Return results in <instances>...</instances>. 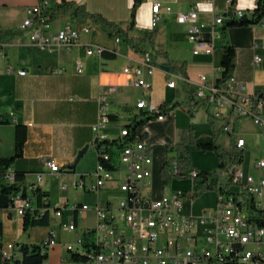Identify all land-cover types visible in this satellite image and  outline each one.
<instances>
[{"label": "crops", "instance_id": "obj_1", "mask_svg": "<svg viewBox=\"0 0 264 264\" xmlns=\"http://www.w3.org/2000/svg\"><path fill=\"white\" fill-rule=\"evenodd\" d=\"M65 2L82 5L88 12L100 14L123 28L130 22L133 4V0ZM154 2H159L162 7L170 6L172 11L162 10L158 24L151 27V5ZM36 3L37 0H0V32L12 29L21 31L12 41L0 44V156L13 153L16 125H22L25 136L23 151L14 160L12 170L25 173L27 194L31 192L29 185L36 181V173H42V180L37 186L47 193L43 200L50 208L63 207L59 216L48 209V223L27 231L23 228L22 215L11 208L0 209V247L13 242L16 244L13 251L19 254L18 244H40L53 230L58 242L48 251V257L42 264H96L91 260L73 259L65 243L73 242L77 234L92 229L97 221L92 211L79 213L72 210L70 206L73 203H115L122 196L116 182L89 190L94 183L91 174L98 161L96 135L91 127L97 118L99 100L104 101L110 114V121L99 133L104 135L103 139L110 140L120 138L121 128L146 110L136 106L138 101L144 99L157 107L162 103L183 102L162 119H151L135 131L138 135L145 133L146 140L152 145L151 175L156 164L161 185L158 196L163 191H172L164 190L159 172L165 158L172 155L165 152V146L177 142L181 129L189 127L194 129L196 142H206L211 138L212 126L207 120L208 112L202 105L191 109L190 115L187 112L189 91L194 89L192 82L177 79L174 87L166 84L168 72L175 73L170 66H182L178 70L180 76L190 81L196 80L200 73L215 80L221 74L222 46L227 43L236 50L233 70L236 78L245 84L247 91L264 89V19L259 24L223 26L224 20L232 17L229 12L233 9L251 16L256 0H142L136 9L134 25L129 34L133 37L151 36L152 41L143 44L141 50H135L123 39L115 37L109 26L95 23L90 18L74 17L69 10L50 19L48 32L53 33L63 25L70 24L80 30V44L71 49L53 46L50 50H44L30 41L28 28H21L23 20L29 15L28 9ZM191 8L198 13L196 22L200 25L199 35L214 43L211 54H193L187 24L176 21L175 13ZM216 16L223 17V22L215 26L219 34L212 32L210 26ZM86 25L90 26L89 31L84 30ZM90 44L101 47V52L87 54L85 49ZM144 52L149 53L156 66L153 76L147 77L152 82L150 89L132 85L122 71L126 65L139 64ZM255 55L259 57L257 62L254 61ZM76 60L83 64L81 73L76 71ZM20 69L26 70V73L19 74ZM109 87L112 89L105 93ZM200 107H203L209 129L208 136L201 141L197 138L199 124L195 117ZM240 120L243 119L238 118L234 122V132L228 134L230 140L237 136L244 137ZM216 124L220 126L221 122L216 121ZM86 145L88 148L79 161L73 167H67ZM44 158H53L59 164L60 171H49ZM81 176H84L85 187L69 192V187H74L73 182ZM62 185L66 188L63 189ZM179 190L182 191V188L175 191ZM70 218L75 223L74 231H68L61 225ZM89 219L93 224L87 223ZM2 262L0 251V264Z\"/></svg>", "mask_w": 264, "mask_h": 264}, {"label": "built area", "instance_id": "obj_2", "mask_svg": "<svg viewBox=\"0 0 264 264\" xmlns=\"http://www.w3.org/2000/svg\"><path fill=\"white\" fill-rule=\"evenodd\" d=\"M52 1L63 3L65 0H37V3L28 9L29 15L23 20L21 28H28L30 41L44 50L51 47L71 49L79 45L80 30L70 24H65L53 33L48 32L50 22L47 10ZM231 1V0H230ZM171 12L170 6L162 7L159 2L151 5L150 26L155 27L162 14ZM236 17L243 16V11L231 10ZM198 13L194 8L175 13L176 21L187 24V36L191 42L193 54H211L214 43L211 39H204L199 35L200 25L196 20ZM223 22L222 16H216L210 22L212 32L215 26ZM85 31L90 26L84 27ZM101 47L88 45L87 54L100 53ZM1 55V49H0ZM259 57L254 56L257 62ZM156 69L149 53L142 54V60L136 65H126L122 71L126 74L128 82L134 86L150 89L151 77ZM76 71H83V64L76 60ZM25 74L26 70H18ZM177 79L182 82L194 84L193 99L188 102V108L194 102H199L207 112L220 121L221 130L226 134L234 132V122L238 118H248L261 129V144L264 145V89L247 91L244 83L240 82L234 73L221 85L208 79L200 73L196 80L190 81L185 76H177L168 72L166 84L169 87L176 85ZM109 87L105 93L110 92ZM96 121L92 124L95 140L104 138L99 131L110 121L105 103L99 100ZM137 107L148 111H156L155 119H162L164 112L158 107L142 99L136 103ZM129 129L123 126L120 136H128ZM135 141H128L121 149L119 163L116 168L105 167L102 161L108 160V154L102 153L92 172L94 183L89 190H97L116 182L122 196L115 203L95 202L73 203L70 208L79 213L92 211L96 216L95 245L96 248L86 251L81 242V235L77 234L73 242L65 243V248L72 254L77 253L85 260L94 261L96 264H264V222L259 211H264V156L255 161L261 173L254 176L245 174L241 164L235 163L224 167L220 172L227 177L226 182H220L217 187V202L212 208H204L200 215L184 212L183 198L192 197L198 189L196 179L200 172L189 169L185 176L193 180V189L189 193L183 191H163L159 196L151 194V164L153 159L152 145L146 138L139 139L134 133ZM235 146L244 149V137L237 136L232 139ZM49 171H60L59 164L53 158L43 159ZM8 180H14L13 170H8ZM43 177L36 173V181L29 185L32 190L37 187ZM203 181V180H202ZM74 188L85 187L84 176L73 182ZM65 189L66 186L62 185ZM243 195L239 197V195ZM248 196V197H247ZM32 207L28 197H23L20 192L13 195V209L18 215L25 213ZM63 206L50 208L42 207L40 211L50 209L54 215H61ZM261 219L259 221L258 219ZM62 227L68 231L75 230L73 218H70ZM53 230L49 232L40 245L43 251L48 252L57 244ZM16 248L13 242L1 245L3 257H9Z\"/></svg>", "mask_w": 264, "mask_h": 264}, {"label": "trees", "instance_id": "obj_3", "mask_svg": "<svg viewBox=\"0 0 264 264\" xmlns=\"http://www.w3.org/2000/svg\"><path fill=\"white\" fill-rule=\"evenodd\" d=\"M142 0H133V4L130 10V22L127 27L123 28L118 23L109 21L97 13L88 12L84 6L77 5L74 6L72 3L65 2L63 4L52 1L47 13L50 19H54L61 13H65L71 10V14L74 17L90 18L95 23H101L109 26L112 30V34L115 37L123 39L128 45L133 47L135 50H141V47L146 42H151V36L147 37H133L129 34V30L134 25L135 12ZM230 14L231 11L229 12ZM226 18L224 20L223 26H246L250 24H259L264 19V0H256L255 7L252 10L251 16L244 15L241 17ZM21 33L18 29H12L11 31L0 32V44L10 42ZM236 50L232 45L224 43L222 46V59H221V74L214 81L217 85L223 84L233 73L235 67ZM182 66L174 67L170 66V70L177 73L181 70ZM194 92L193 89L189 91V99L187 102L193 99ZM183 102H173V103H162L158 106V111L164 112L165 114L170 110L181 106ZM199 102H194L191 106H199ZM187 112L191 114V109L187 108ZM156 111L145 110L141 112L131 123L126 126L129 129V135L123 136L117 139H101L95 140V149L99 155L102 153L108 154V160L102 161L105 167L109 169L116 168L119 163V155L122 147L128 141H135V131L137 127L142 126L147 121L154 119ZM207 120L212 126L211 138L206 142H196V137L194 135V129L192 127L183 128L180 131L179 140L172 144H167L165 146V152H171L172 155L165 158L163 164L160 167V177L163 184H167L171 178L185 177V172L191 168V163L189 160L187 145H193L197 148L203 150H213L219 157V166L226 167L230 164L241 163L243 160V149H239L235 146L234 142L231 140L229 146H223L219 141L221 135V126H217L216 120L208 113ZM22 125H16L15 141H14V151L11 155L0 156V209L9 208L12 205L13 195L20 192L23 197H28L31 204L35 206L26 209L23 214V228L25 231L32 227L39 225H46L49 220L47 209L43 212L40 211L42 207L47 206L46 201L43 200L47 193L40 190V188L34 187L30 194L26 193V186L24 184L25 173L22 171L13 170L14 180H8V170L12 169L13 162L16 158L22 155L23 145H24V132ZM146 137L143 133L139 136V139ZM199 176L202 180L206 181L209 173L201 171ZM227 184L231 181H227ZM217 184H213L210 187H216ZM196 190L194 191V193ZM259 215L263 218L264 222V211H259ZM2 237V224L0 222V240ZM81 242L86 251L96 248L95 245V230L94 228L89 229L81 234ZM18 252L16 254L12 251L9 257H3L2 264H42L48 257V252L43 251L40 244L36 243H20L18 244ZM72 258L75 260L85 261V257L79 256L77 253L71 254Z\"/></svg>", "mask_w": 264, "mask_h": 264}, {"label": "rangeland", "instance_id": "obj_4", "mask_svg": "<svg viewBox=\"0 0 264 264\" xmlns=\"http://www.w3.org/2000/svg\"><path fill=\"white\" fill-rule=\"evenodd\" d=\"M180 75V72H177V76ZM204 114L205 112L203 110V107H200L195 113L196 120L199 124L196 130L197 138H200L199 141H201L203 138H206L209 134L208 125ZM241 119L243 120H240V129L247 143V146L243 150V160L240 163L241 168L245 174L251 173L254 176H258L261 171L257 167H255L254 163L257 158L264 156V145L261 144V138L259 136V127L254 125L247 118ZM230 141L231 140L228 137V134L221 132V144L223 146H229ZM188 146L189 148L187 150L191 163V168L189 169H196L199 172L203 171L209 173V176L206 181H202V178L200 176L196 179V182H199V186L192 197L186 196L183 198L184 212L192 213L193 215L198 216L201 214L204 208L208 209L216 205L217 187L219 186L220 182H226L227 177L220 172L222 169H224V167L219 166V157L213 150H203L193 145ZM215 183L217 184L216 187H210ZM160 188V180L155 164L152 168L150 195H152L153 197H157L160 192ZM164 188V190L172 191L182 188V191L184 193H189L193 189V180L191 177L187 176L182 178L173 177L167 184H164ZM77 189L79 191L80 188ZM70 191H76V188L70 186L69 192ZM242 196V194L239 195V197ZM87 223L91 225L93 224V221L89 219Z\"/></svg>", "mask_w": 264, "mask_h": 264}, {"label": "water", "instance_id": "obj_5", "mask_svg": "<svg viewBox=\"0 0 264 264\" xmlns=\"http://www.w3.org/2000/svg\"><path fill=\"white\" fill-rule=\"evenodd\" d=\"M87 145L86 146H84L83 148H81L79 151H78V153H77V155H76V158H75V160L73 161V163L72 164H70V165H67V167H69V166H74L78 161H79V159H80V157L82 156V154H84L85 152H86V150H87Z\"/></svg>", "mask_w": 264, "mask_h": 264}]
</instances>
